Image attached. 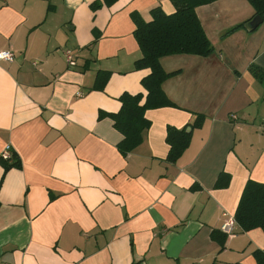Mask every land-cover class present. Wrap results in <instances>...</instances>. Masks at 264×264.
Listing matches in <instances>:
<instances>
[{
	"label": "crops",
	"instance_id": "obj_1",
	"mask_svg": "<svg viewBox=\"0 0 264 264\" xmlns=\"http://www.w3.org/2000/svg\"><path fill=\"white\" fill-rule=\"evenodd\" d=\"M94 1L0 0V51L15 54L0 60V157L11 145L22 164L0 160V264H257L264 230L221 227L248 180L264 183V82L250 71L264 69V23L228 33L254 16L248 0L197 7L215 51L161 59L179 71L163 84L175 105L148 109L150 127L125 155L112 114L122 93L147 94L151 72L135 67L132 13L175 7L117 0L94 11ZM197 114L202 126L169 162L168 126Z\"/></svg>",
	"mask_w": 264,
	"mask_h": 264
},
{
	"label": "trees",
	"instance_id": "obj_2",
	"mask_svg": "<svg viewBox=\"0 0 264 264\" xmlns=\"http://www.w3.org/2000/svg\"><path fill=\"white\" fill-rule=\"evenodd\" d=\"M116 1L95 0L91 7L94 11H97L103 6L113 5ZM171 1L175 7L172 13H166L161 6H156L151 9L150 20L144 19L138 12L132 13L135 23L134 36L142 51V56L136 60L135 67L137 69L150 68L151 72L141 80L147 94L145 95L142 92L136 94L122 93L120 96L121 109L112 114L115 127L124 136L118 143V148L125 155L142 143L144 131L150 127L151 122L145 115L146 111L151 108L175 105L164 91L163 84L179 71H166L161 59L176 54L206 57L215 51L196 9L201 5L217 0ZM248 1L255 10L254 16L257 14L264 15V0ZM247 22L231 29L228 33L239 27H245ZM250 71L259 81L264 82L263 68L252 64ZM107 77L108 72L99 71L94 87L104 88ZM204 119L203 114H197L194 121L183 128L168 126L166 141L170 146L167 156L169 162H176L181 157L191 143L193 129L201 127ZM188 127L191 130H188ZM0 160L5 170L22 166L21 160L15 152H13L11 160L2 157H0ZM223 176V173H221L218 177L215 184L217 187L227 185V182L224 183L223 181ZM234 217L237 224L244 231L257 227L264 230V183L253 179L248 180ZM226 237L227 235H225V239ZM224 241L223 239L222 244ZM254 256L257 264H264V249L254 251Z\"/></svg>",
	"mask_w": 264,
	"mask_h": 264
},
{
	"label": "built area",
	"instance_id": "obj_3",
	"mask_svg": "<svg viewBox=\"0 0 264 264\" xmlns=\"http://www.w3.org/2000/svg\"><path fill=\"white\" fill-rule=\"evenodd\" d=\"M65 55L67 57V60L70 63H74V56H73V52L70 49H67L65 51ZM15 58V54L13 51L11 50H1L0 51V60H5V61H13ZM231 117L233 119H237L238 116L237 114H232ZM1 157L7 160H11L13 157V150L11 145H6L5 148L2 150L1 152ZM237 224V221L235 219V217L233 216H229L225 222L222 224V230L230 235L234 233V227Z\"/></svg>",
	"mask_w": 264,
	"mask_h": 264
},
{
	"label": "water",
	"instance_id": "obj_4",
	"mask_svg": "<svg viewBox=\"0 0 264 264\" xmlns=\"http://www.w3.org/2000/svg\"><path fill=\"white\" fill-rule=\"evenodd\" d=\"M264 23V15H255L249 22L245 24V27L248 30H254L256 29L259 25ZM190 129V128H189Z\"/></svg>",
	"mask_w": 264,
	"mask_h": 264
}]
</instances>
